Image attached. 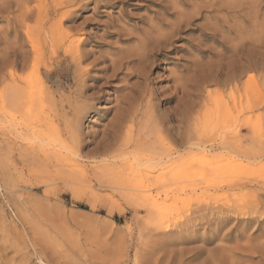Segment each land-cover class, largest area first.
Wrapping results in <instances>:
<instances>
[{"label":"rangeland","instance_id":"374dc122","mask_svg":"<svg viewBox=\"0 0 264 264\" xmlns=\"http://www.w3.org/2000/svg\"><path fill=\"white\" fill-rule=\"evenodd\" d=\"M8 1L0 103H20L7 105L14 120L0 111V264H264V156L246 168L208 150L212 138L264 152V0H225L217 13L212 0ZM25 1L38 19L18 26ZM46 15L52 30H37ZM220 23L254 45L248 60L227 51L224 82L211 84L196 49H217L201 33ZM247 85L256 108L240 115ZM170 175L164 197L154 183ZM233 178L246 186H201Z\"/></svg>","mask_w":264,"mask_h":264},{"label":"bare ground","instance_id":"6f19581e","mask_svg":"<svg viewBox=\"0 0 264 264\" xmlns=\"http://www.w3.org/2000/svg\"><path fill=\"white\" fill-rule=\"evenodd\" d=\"M16 1V0H15ZM28 1V0H27ZM36 1V0H35ZM40 2H41V0H39ZM38 0H37V2H39ZM64 1V0H63ZM68 1V0H67ZM13 2H14V0H13ZM52 2H54V1H51V3ZM57 2H58V0H57ZM207 2V1H206ZM11 3L12 2H10V1H6V0H4L3 2H1L0 3V14H2V13H4L5 11H7V8L11 5ZM29 3H30V0H29ZM32 3V2H31ZM30 3V4H31ZM41 3H44V1L43 2H41ZM41 3H38V4H36V6L37 7H39V6H41L40 4ZM56 3V2H55ZM79 3V2H78ZM62 4V2H60V0H59V3L57 4V5H61ZM65 4H66V2H65ZM64 4V5H65ZM71 4V3H70ZM202 4V3H201ZM17 5V4H16ZM21 5V4H20ZM29 4L25 1L24 2V4H22V6L20 7V8H22V9H18V10H20V12H21V14H23V19L22 20H20V22H18L19 23V25L16 23V21H14L15 23H16V25H18V26H20V24L25 20V19H29L30 20V18H31V16H33L31 13H30V9L31 8H29V6H31V5H29ZM44 5V4H43ZM53 5V4H52ZM52 5H51V7H52ZM203 5V4H202ZM201 5V6H202ZM226 5V1L225 0H212V1H210L209 3H207V4H205V6L208 8V9H210L212 12H221L223 9H225L224 7H226L227 8V6H225ZM36 6H34V7H36ZM47 6V5H46ZM46 6H44V7H46ZM50 6V5H49ZM200 6V4H199V6L198 7H201ZM19 7V6H18ZM55 7V6H54ZM61 6H59L58 7V9L60 8ZM205 7V8H206ZM234 7V6H233ZM50 8V7H49ZM230 8V7H229ZM229 8H227L228 10H229ZM232 8V7H231ZM37 9V8H36ZM48 9V8H47ZM56 9H57V6H56ZM233 9V8H232ZM12 10H13V8H12ZM32 10H34V9H32ZM41 10H42V7H41ZM41 10H39V8H38V11H41ZM51 10V9H50ZM37 11V12H38ZM195 11H197V10H195ZM242 11V10H241ZM18 12V11H17ZM227 12V11H226ZM229 12V11H228ZM19 13V12H18ZM17 13V14H18ZM231 13H233V15H234V13H235V10L233 11H231ZM10 14H11V11H10ZM16 13L15 14H12V15H17ZM37 14V13H36ZM36 14H34V16H33V18L35 17V15ZM38 14H39V12H38ZM67 12L66 13H63L61 16H63V17H66L67 16ZM215 14V13H214ZM227 14V13H226ZM237 13H235V15H236ZM7 15V14H6ZM201 15V11H198L197 13H196V16H200ZM232 15V14H231ZM8 16V15H7ZM18 16V15H17ZM17 16H15V17H13V19L14 18H16ZM20 16V15H19ZM18 16V17H19ZM208 16H210V15H208ZM207 16V18H213L214 17V19L217 21V18H216V16H213V17H208ZM218 16V15H217ZM230 16V15H229ZM237 16H238V14H237ZM11 17V16H10ZM9 17V18H10ZM21 17V16H20ZM46 18H44V19H40L41 20V23H38V24H40V27L38 26V29L37 28H35V29H37V30H39V28H40V31L41 30H45L46 31V29H50V30H52V27L53 26H47L46 27V24H47V21H48V16L46 15L45 16ZM185 17V16H184ZM204 17H205V15H204ZM231 17V16H230ZM233 17V16H232ZM5 18V17H4ZM22 18V17H21ZM21 18H19V19H21ZM36 18L38 19V17H37V15H36ZM36 18H35V20H36ZM41 18H42V16H41ZM193 18H194V16H193ZM221 18H222V16H221ZM228 18V17H227ZM1 19H2V17H1ZM7 19V18H6ZM12 19V18H11ZM18 19V18H17ZM205 20H206V18H204ZM224 19H225V17H224ZM15 20V19H14ZM35 20H33V21H35ZM214 20V21H215ZM223 20V19H222ZM231 20V19H230ZM7 22L9 21V20H6ZM60 21H61V19L59 20V22H57V25H56V31L58 32L59 31V29H60ZM220 21V20H219ZM12 22V21H11ZM28 22V21H27ZM179 22H181V23H184V24H187V25H189V24H192V21L188 18V19H181ZM206 22H210V21H207L206 20ZM224 22H225V20H224ZM9 23H10V21H9ZM13 23V22H12ZM221 23H222V21H221ZM220 23V25L219 26H216L215 24H213V25H209V32H202L201 33V36H202V41H204V42H210V43H214V44H216V46H218L217 47V49H212L213 48V46H212V48H211V45H209L210 47H208V50H205V49H200V48H197L196 50H197V53H198V55H202V54H204L207 58H208V60H207V63L209 64V74H208V76L210 77V78H208L207 79V82L208 83H211V84H220V83H223L224 82V79L223 80H220V79H217V76H219V77H221L222 75H224L225 74V72H224V70H225V68H226V65H225V63H224V61L226 60V59H228L229 57L228 56H226V52L227 51H229V52H231V56L230 57H232V58H234L236 61H240V60H242V59H246V60H248V55L246 54L247 53V47L249 46V44H251L250 46H253L254 45V39L252 38V36H249V35H247V34H245V31H244V33L242 32V31H236L235 33H232L233 34V36L231 37L230 36V33H231V29H229L225 24H221ZM8 24V23H7ZM24 24V23H23ZM173 24V23H172ZM175 24V23H174ZM208 23H206V25H207ZM24 25H28V24H24ZM34 25H35V23H34ZM176 25V24H175ZM174 25V26H175ZM179 25L180 24H178L177 25V27H175L174 28V26L172 25V27H171V30L169 29V31H171L170 33V35H175V34H177V33H179L180 32V28H179ZM218 25V24H217ZM8 26L10 27L11 25L10 24H8ZM13 26H15V25H13ZM13 26H11V27H13ZM204 26V25H203ZM16 27V26H15ZM29 27V26H28ZM181 27V26H180ZM248 27V26H247ZM14 29V28H13ZM19 29V28H18ZM17 29V30H18ZM21 29V28H20ZM30 29H32L31 27H30ZM15 30V29H14ZM22 30V29H21ZM26 30V29H25ZM49 30V31H50ZM61 30V29H60ZM236 30V29H235ZM19 31V30H18ZM36 31V30H35ZM21 32V31H20ZM25 32V31H24ZM31 32H32V30H31ZM61 32V31H60ZM15 33H16V30H15ZM18 33V32H17ZM42 33H44L43 31H42ZM50 33V32H49ZM53 33V32H52ZM56 33V32H55ZM247 33V32H246ZM60 35H58V36H61V35H63V34H61V33H59ZM167 34V33H166ZM231 34V35H232ZM25 35H27V34H25ZM38 35H40V33L38 34ZM38 35H36V36H38ZM47 36V35H46ZM48 36H50V35H48ZM230 36V37H229ZM25 37V36H24ZM26 37H28V36H26ZM32 37V36H31ZM35 37V36H34ZM153 37V36H152ZM30 38V37H29ZM37 38V37H36ZM62 39H61V41L64 39V38H66L65 36H64V38L63 37H61ZM218 38H219V40H218ZM34 39V38H33ZM19 40V39H18ZM27 40H28V38H27ZM58 40H59V38H58ZM57 40V41H58ZM65 40V39H64ZM63 40V41H64ZM21 41V40H20ZM29 41H30V39H29ZM56 41V40H55ZM56 41V42H57ZM62 41V42H63ZM162 41V40H161ZM5 42V41H4ZM147 42H148V40H147ZM150 42V41H149ZM165 42V41H164ZM6 43H8V42H6ZM14 43V42H13ZM5 44V43H4ZM162 44V43H161ZM207 44V43H206ZM155 45V44H154ZM201 45V44H200ZM204 45V44H203ZM5 46H7V45H5ZM4 46V47H5ZM12 46V45H11ZM10 46V47H11ZM159 46H160V44H159ZM162 46V45H161ZM19 47H20V45H19ZM6 48V47H5ZM11 49V48H10ZM147 49V48H146ZM8 50V49H7ZM16 50V49H15ZM154 50V49H153ZM149 51V50H148ZM7 52V51H6ZM18 53V52H17ZM13 54V53H12ZM15 54V53H14ZM18 55V54H17ZM30 61V60H29ZM6 62V61H5ZM194 64V63H193ZM249 64V63H248ZM241 65V64H240ZM251 66V65H250ZM214 67H215V69H214ZM245 68V67H244ZM238 73V72H237ZM236 75H234V77H235ZM238 76H239V74H238ZM237 76V77H238ZM226 78V77H225ZM227 80H228V78H227ZM12 81H14V77H13V80ZM239 81V80H238ZM226 82V81H225ZM252 83V82H251ZM33 84V83H32ZM32 84L30 85V86H32ZM251 87V86H250ZM249 87V85H247L246 87H245V90H244V94H245V97H246V99H245V102H244V104H241L240 103V106H239V114L241 115V114H244V113H246V112H251V111H253L255 108H256V105L254 104L255 102H252L251 100H250V98H249V96H248V92L250 91V88ZM4 88V87H3ZM32 88H33V86H32ZM252 90H253V88H252ZM2 91V90H1ZM1 91H0V94H1ZM30 91H32V90H30ZM4 92V91H3ZM2 92V93H3ZM252 91H250L249 93H251ZM253 93H255L254 91H253ZM30 94V93H29ZM136 94V93H135ZM150 94V93H149ZM5 95V94H4ZM4 95H2V100H1V103H0V108H1V110L0 111H2L3 112V115H4V118L6 117H10V118H13V120H14V117H15V113L13 112V111H11V109H10V111H9V109H8V106L7 105H17V104H19L20 103V101L18 100V101H16V100H11V101H6L5 99H4ZM254 95V94H253ZM40 97V96H39ZM253 97V96H252ZM1 98V97H0ZM243 98H244V96H242V100H243ZM230 99V98H229ZM253 99V98H252ZM136 100V99H135ZM236 101V100H235ZM241 102V101H240ZM243 102V101H242ZM231 103V102H230ZM235 103H237V101L235 102ZM236 106V105H235ZM237 106H238V104H237ZM146 108H147V106H146ZM198 111V110H197ZM231 111V110H230ZM255 111V110H254ZM253 111V112H254ZM2 114V113H1ZM220 114V113H219ZM248 114V113H247ZM221 115V114H220ZM246 115V114H245ZM243 116V115H242ZM241 116V117H242ZM214 117V116H213ZM216 117V116H215ZM240 116H239V118H241ZM225 119V118H224ZM237 119L238 118H236L235 120H234V122L235 121H237ZM210 120H211V118H210ZM213 120V119H212ZM211 120V121H212ZM217 121H219V120H217ZM221 121V120H220ZM226 122V121H225ZM238 122H239V120H238ZM200 123V121L198 120V119H196V121H194V134H195V139L196 140H194L195 142L193 143V145L192 146H194L195 148H198V147H200V142H198V141H200V135H199V133H198V124ZM220 123V122H219ZM229 123V122H228ZM24 124V123H23ZM225 123H221V125H224ZM210 125H212V124H210ZM230 126H232V125H230ZM250 126V122H249V119H248V116H245L242 120H240V124L238 123V127H244V128H246V127H249ZM211 127V126H210ZM213 127V126H212ZM215 127H216V124H215ZM236 128V127H235ZM210 131H212V130H210ZM251 131V130H250ZM40 132V131H39ZM231 132V131H230ZM229 132V133H230ZM234 132V131H233ZM239 132V131H238ZM238 132L236 131L235 132V136L238 134ZM243 132V131H242ZM42 133V132H41ZM202 133V132H201ZM219 133V132H218ZM40 134V133H39ZM193 134V135H194ZM231 134H233V133H231ZM245 134V133H244ZM240 138L241 139H243V138H245L244 136H240ZM252 139V138H251ZM251 141V140H250ZM215 141H213V139L211 138H209L208 139V150L209 149H212V148H215V149H219V151H221V154L219 153V151H218V153L220 154V156H218V159H226L225 160V162L226 161H234V158H238V159H240V160H242V161H245L244 163H252V162H254L255 160H257L258 158L259 159H261L262 158V156H264V152H257V151H255V150H253V145H254V143H253V141L251 142V145H250V148H248L247 150H245V149H242L241 148V146H240V144H238V145H234V144H231V143H229V140L228 141H226V142H221L220 144H215L214 143ZM193 147V148H194ZM204 148H206L205 146H203ZM203 147H201V148H203ZM194 148V149H195ZM200 148V149H201ZM108 149H109V146H108ZM203 150H205V149H203ZM213 150V149H212ZM217 151V150H216ZM257 158V159H256ZM48 160V159H47ZM217 161V159H214L213 161H211V162H209V164H210V170L213 172V170H214V164H215V162ZM237 161V160H236ZM259 161V160H258ZM52 162V161H51ZM195 162V161H194ZM4 161H0V170H2V171H4V168H2L3 166H4ZM246 163V164H247ZM256 163H258V162H256ZM193 164H195V163H193ZM244 164V167H248L249 165L247 164ZM195 165H197V164H195ZM252 166H254V163H253V165L251 164V168H252ZM263 168H264V166H263ZM244 169V168H243ZM6 170V169H5ZM249 170V169H248ZM243 171V170H242ZM241 174H243V173H241ZM197 175V174H196ZM195 176V175H194ZM240 178H242V177H240ZM201 179V178H200ZM238 179V178H237ZM234 180V178H233V181H225V182H215V181H211V182H207V183H203L201 186H203L204 188L206 187V188H211V189H223V187H227V188H239L240 186L242 187V185L243 186H246V185H244L245 184V181H241V179L240 180ZM243 180H245V179H243ZM200 181V180H199ZM204 181V180H203ZM154 183V182H153ZM175 181H174V176H172V175H170L166 180H164V181H160V182H156V183H154V185H155V187L156 188H160V187H162L163 185H166L167 186V190H165V191H163L162 192V194L164 195V197H168L170 194H173L174 193V189L176 188V186H175ZM153 185V186H154ZM193 186L196 188V187H199L198 186V184H193ZM157 196H160L161 195V193L159 192V193H157L156 194ZM147 197V196H146ZM148 198V197H147ZM151 199V198H150ZM159 199V198H158ZM261 200V199H260ZM151 201H152V199H151ZM154 202H157L156 201V199H155V201ZM158 203V202H157ZM246 213V212H245ZM250 213V212H249ZM236 214V213H235ZM248 214V213H247ZM234 215V214H233ZM244 215V214H243ZM225 221V220H224ZM165 226H167L168 227V225H165ZM160 228H162V227H160ZM162 229H164V228H162ZM167 229V228H166ZM161 230V229H160ZM165 230V229H164ZM39 255H40V253H39ZM42 256V255H41Z\"/></svg>","mask_w":264,"mask_h":264}]
</instances>
